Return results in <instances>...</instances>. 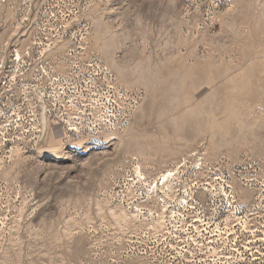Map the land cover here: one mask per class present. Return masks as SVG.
Returning <instances> with one entry per match:
<instances>
[{
    "label": "rangeland",
    "instance_id": "1",
    "mask_svg": "<svg viewBox=\"0 0 264 264\" xmlns=\"http://www.w3.org/2000/svg\"><path fill=\"white\" fill-rule=\"evenodd\" d=\"M0 264H264V0H0Z\"/></svg>",
    "mask_w": 264,
    "mask_h": 264
},
{
    "label": "built area",
    "instance_id": "2",
    "mask_svg": "<svg viewBox=\"0 0 264 264\" xmlns=\"http://www.w3.org/2000/svg\"><path fill=\"white\" fill-rule=\"evenodd\" d=\"M104 69V68H102ZM48 117H55L57 115V112H46ZM61 119L63 121V125H59L62 132L64 134H67L68 136L74 137V136H79L83 133H86V127L80 123L78 120V117L76 116H70V114L67 116L65 114L61 115ZM199 162H197L198 164ZM186 166V162L182 165ZM179 169V168H178ZM139 172V171H138ZM178 173V172H177ZM184 171L182 170L181 174H183ZM184 175L180 176V179ZM143 177L140 175V173H134L133 175V182L137 185L140 186V184L143 182ZM171 181V186L174 185L171 179L176 180V173H173V176L170 178ZM185 181V182H184ZM183 188L182 190V197L179 200L180 204L182 203L185 207L189 205H194V204H201V201L198 200V194H208V195H213L216 192H222L224 196V200L226 204H229L233 201L235 198V193L233 192L232 186L230 179H226L222 184H219L218 186L216 185H210V184H204L203 182H195L191 183L189 182V175L188 177L186 176L183 180ZM164 183V182H163ZM158 185V184H157ZM164 185V184H163ZM145 192H140V195H143ZM164 200V199H163Z\"/></svg>",
    "mask_w": 264,
    "mask_h": 264
},
{
    "label": "bare ground",
    "instance_id": "3",
    "mask_svg": "<svg viewBox=\"0 0 264 264\" xmlns=\"http://www.w3.org/2000/svg\"><path fill=\"white\" fill-rule=\"evenodd\" d=\"M141 173V172H140ZM170 175H172V173L171 172H169L168 174H163L162 175V178H164L165 180H169V177H170ZM167 181L165 182L166 183V186H169V183H167ZM164 183V184H165ZM136 212V211H135Z\"/></svg>",
    "mask_w": 264,
    "mask_h": 264
}]
</instances>
